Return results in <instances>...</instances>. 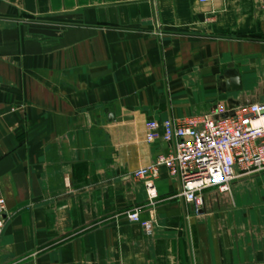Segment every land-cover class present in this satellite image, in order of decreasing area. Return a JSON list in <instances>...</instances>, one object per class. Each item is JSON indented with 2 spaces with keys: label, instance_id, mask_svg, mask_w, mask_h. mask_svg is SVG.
Segmentation results:
<instances>
[{
  "label": "crops",
  "instance_id": "obj_1",
  "mask_svg": "<svg viewBox=\"0 0 264 264\" xmlns=\"http://www.w3.org/2000/svg\"><path fill=\"white\" fill-rule=\"evenodd\" d=\"M263 99L264 0H0V264H264V170L198 212L134 176L150 121Z\"/></svg>",
  "mask_w": 264,
  "mask_h": 264
},
{
  "label": "built area",
  "instance_id": "obj_2",
  "mask_svg": "<svg viewBox=\"0 0 264 264\" xmlns=\"http://www.w3.org/2000/svg\"><path fill=\"white\" fill-rule=\"evenodd\" d=\"M159 128L155 120L147 124V142L163 139L174 144V151L157 157L149 166L135 171L134 176L153 182L159 178L160 168H167L171 176L180 179L179 197L191 203L196 212L204 204L206 190L217 187L222 192L230 191L237 169L264 170V99L231 108L218 104L208 115L177 123L165 121L161 133ZM149 190L150 197L155 198L154 187ZM4 206L5 200L0 199V215ZM127 219L152 234V221L141 220L138 209L130 211ZM2 227L0 220V232Z\"/></svg>",
  "mask_w": 264,
  "mask_h": 264
},
{
  "label": "water",
  "instance_id": "obj_3",
  "mask_svg": "<svg viewBox=\"0 0 264 264\" xmlns=\"http://www.w3.org/2000/svg\"><path fill=\"white\" fill-rule=\"evenodd\" d=\"M221 78H225L222 84L223 92H237L242 90V80L238 75H231L230 72L226 73ZM232 102V101H231ZM112 117V115H111Z\"/></svg>",
  "mask_w": 264,
  "mask_h": 264
}]
</instances>
